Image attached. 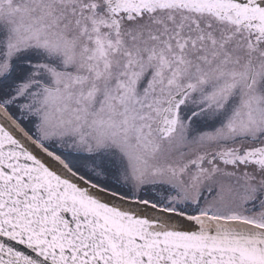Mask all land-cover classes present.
I'll list each match as a JSON object with an SVG mask.
<instances>
[{"label": "snow or ice", "instance_id": "snow-or-ice-1", "mask_svg": "<svg viewBox=\"0 0 264 264\" xmlns=\"http://www.w3.org/2000/svg\"><path fill=\"white\" fill-rule=\"evenodd\" d=\"M0 264H264V0H0Z\"/></svg>", "mask_w": 264, "mask_h": 264}]
</instances>
